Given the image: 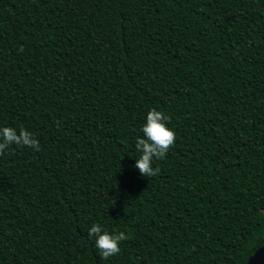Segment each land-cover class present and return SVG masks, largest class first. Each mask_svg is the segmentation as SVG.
<instances>
[{
	"label": "trees",
	"instance_id": "trees-1",
	"mask_svg": "<svg viewBox=\"0 0 264 264\" xmlns=\"http://www.w3.org/2000/svg\"><path fill=\"white\" fill-rule=\"evenodd\" d=\"M23 47V51L19 49ZM159 173L134 168L148 111ZM0 264H248L264 245V0H0ZM93 224L124 231L104 260Z\"/></svg>",
	"mask_w": 264,
	"mask_h": 264
},
{
	"label": "clouds",
	"instance_id": "clouds-1",
	"mask_svg": "<svg viewBox=\"0 0 264 264\" xmlns=\"http://www.w3.org/2000/svg\"><path fill=\"white\" fill-rule=\"evenodd\" d=\"M19 51H23V47ZM170 119L165 113L155 108L148 111L146 123L141 129L144 136L143 138L138 137L135 144L136 151L140 155L133 165L134 168L139 170L142 177L151 178L156 176L160 170L159 168H153V160L165 159L166 154L175 144L176 134L174 130L167 126ZM13 144L20 147H30L36 151L40 150L39 141L24 128H20L19 134L12 127L0 128V155H3L5 150ZM88 236L94 239L95 247L104 260L117 255L120 252L121 242L128 239L124 231L110 234L99 224H93L88 231Z\"/></svg>",
	"mask_w": 264,
	"mask_h": 264
},
{
	"label": "water",
	"instance_id": "water-1",
	"mask_svg": "<svg viewBox=\"0 0 264 264\" xmlns=\"http://www.w3.org/2000/svg\"><path fill=\"white\" fill-rule=\"evenodd\" d=\"M248 264H264V245L249 259Z\"/></svg>",
	"mask_w": 264,
	"mask_h": 264
}]
</instances>
